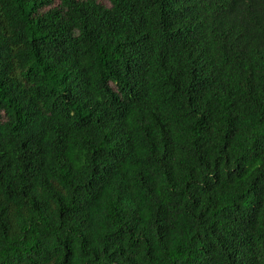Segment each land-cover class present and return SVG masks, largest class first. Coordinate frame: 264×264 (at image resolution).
<instances>
[{
    "label": "trees",
    "instance_id": "16d2710c",
    "mask_svg": "<svg viewBox=\"0 0 264 264\" xmlns=\"http://www.w3.org/2000/svg\"><path fill=\"white\" fill-rule=\"evenodd\" d=\"M109 1L0 0V264H264V0Z\"/></svg>",
    "mask_w": 264,
    "mask_h": 264
},
{
    "label": "rangeland",
    "instance_id": "374dc122",
    "mask_svg": "<svg viewBox=\"0 0 264 264\" xmlns=\"http://www.w3.org/2000/svg\"><path fill=\"white\" fill-rule=\"evenodd\" d=\"M97 2H99L100 4L106 6V7H110L111 6V3L109 0H97ZM55 6L59 5V0H55ZM48 9V8H47ZM3 120L6 118L4 113L2 114V117H1Z\"/></svg>",
    "mask_w": 264,
    "mask_h": 264
}]
</instances>
